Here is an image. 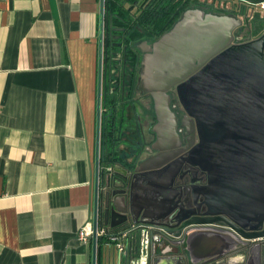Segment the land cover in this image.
<instances>
[{
  "label": "crops",
  "instance_id": "0c3cea01",
  "mask_svg": "<svg viewBox=\"0 0 264 264\" xmlns=\"http://www.w3.org/2000/svg\"><path fill=\"white\" fill-rule=\"evenodd\" d=\"M100 7L0 0V264L124 257L104 238L94 249L76 235L95 210Z\"/></svg>",
  "mask_w": 264,
  "mask_h": 264
},
{
  "label": "water",
  "instance_id": "95a60500",
  "mask_svg": "<svg viewBox=\"0 0 264 264\" xmlns=\"http://www.w3.org/2000/svg\"><path fill=\"white\" fill-rule=\"evenodd\" d=\"M258 15L264 17V12ZM240 23L226 15L189 9L157 40L138 46L142 57L137 88L153 103L152 151L157 155L141 162L133 174L120 167L105 168L94 187L100 200V224L108 229L132 228L133 254L118 259L119 264H218L224 260L234 264L229 255L235 243L226 238L218 242L224 252L193 258L190 243L206 248L194 232L228 226L249 241L264 237V41L232 45V33ZM171 89L199 136L188 162L202 169L210 167L216 184L227 189L211 196L221 203L218 209L177 228L176 222L179 225L189 216L176 218L172 191L176 169L173 157L163 159L182 142L170 108L167 92ZM122 141L131 148L128 135ZM257 216L261 232L244 234L247 223ZM222 218L223 225L219 223ZM161 222L175 224L164 229L175 227V237L182 235L188 252L182 261L164 249L182 251V244L166 240L151 227Z\"/></svg>",
  "mask_w": 264,
  "mask_h": 264
},
{
  "label": "flooded vegetation",
  "instance_id": "af4514ba",
  "mask_svg": "<svg viewBox=\"0 0 264 264\" xmlns=\"http://www.w3.org/2000/svg\"><path fill=\"white\" fill-rule=\"evenodd\" d=\"M236 1V5L235 2ZM249 1V2H247ZM254 0H230L225 1V3L220 2L218 7L224 11V15L239 19L240 26L235 28L232 36V45H245V44H258L264 41V17H260L258 13L255 12L251 3ZM253 8V11H252ZM111 25L107 27V31L105 32L104 39V48L106 50L107 40L113 35L111 32ZM123 28H118V35H115V41L117 49L122 51V55L120 52L117 53L115 59H117L118 63H123L121 67H117L114 72V86H116L119 90L118 96L123 101L121 104L119 114L115 111H112L107 117L104 115L106 113V109L102 108L103 104V96L101 94V116H100V139L99 140V152L102 158V150L104 149L105 144H113V145H124L122 139L126 138L128 135L129 140H133L131 146V154L130 157L123 164L113 165V167H120L124 170L129 171L133 174L140 165L141 162L149 159L152 156L157 155L156 151H152V145L155 142V134L153 133V127L156 122H153L152 125H148L145 122H142V118L136 114L135 108L138 103L139 98H150L148 95L143 94L137 88L138 78H139V70H140V61L142 57V52L138 48L140 45H136L133 47L132 44H128V46L124 45V41L121 39L123 32ZM129 50L132 58H134V67L130 71L126 70V60L123 59L126 52ZM118 57V58H117ZM121 65V64H119ZM120 69V72H118ZM106 68L104 69L105 73ZM127 71V72H126ZM104 82V81H102ZM103 85V84H102ZM102 89V88H101ZM168 97H170V108L171 111L176 116L177 120V133L181 139V145L179 148H176L175 153H169L163 156V159L168 157H173V168L176 169V177L173 182V190L176 193V218L182 219L184 217H188L181 224L178 225L176 222V228L181 226L183 223L189 221V219L194 217H207L205 216L207 212L218 209L220 207V202H214V199L211 197L214 195L213 193L217 191V193L225 192L227 189L225 186H220V184H216L214 181V173L213 170L209 167V169H202L200 166L191 165L188 161H192L190 152L194 148V146L199 142V136L197 131L193 129V125L189 122L185 113L180 106L175 90L171 89L167 92ZM138 95V98H135V95ZM144 99V100H145ZM151 99V98H150ZM152 101V100H151ZM139 105V104H138ZM137 105V106H138ZM153 106V103H152ZM104 107V106H103ZM141 110L144 108L142 106ZM128 109V110H126ZM147 113V111L145 110ZM133 114V126H127L126 119ZM128 115V116H127ZM150 115V114H149ZM154 116V117H153ZM119 117V120L116 119ZM152 120H155V115L153 111V115H151ZM112 120L114 125H112V130L109 133L113 134L112 140H105V127H107V122ZM117 121L118 124L115 122ZM108 128V127H107ZM132 128V129H131ZM130 129V130H129ZM156 162H152L151 164H155ZM101 172L105 170V166L102 162H100ZM109 168V167H108ZM100 172V173H101ZM100 176V175H99ZM264 214V213H263ZM222 215H219V217ZM258 217L254 221L248 222V227L244 230V234H257L261 232V224L258 222ZM264 218V217H263ZM219 223L222 225L225 224V221L222 219L219 220ZM175 224H169L167 222H161L158 226H151L153 229L158 230L161 235L166 239L170 240L173 243L182 244V251L178 249H171L169 246H164L166 248V252L170 256H176V261H182L188 255L186 252V245L182 242V235L175 237L176 228L165 230V227H173ZM106 230V237H103L108 241V236H120V233L127 232L126 234V253L125 256H129L133 252V248L130 241V236L132 232V228L121 229L119 232L113 233L108 229L101 225ZM150 227V226H149ZM127 230V231H126ZM193 234V233H192ZM198 237H211L213 242L215 243L212 247L205 246L206 248H195V244L190 243L191 254L193 258L196 259L197 256H202L205 254H219L224 252L223 248H219V241L226 239L233 240L234 250L230 252V262L232 261L234 264H264V237L263 238H254V240H246L243 235L235 233L233 230L229 229L228 226H212L208 228L199 229L195 231L193 236ZM102 238V239H103ZM200 239V238H199ZM202 241V240H201ZM253 243V245H249V243ZM109 243V242H108ZM110 244V243H109ZM112 245V244H111ZM249 246L252 249L251 256L248 254ZM218 264H227L226 260L221 261Z\"/></svg>",
  "mask_w": 264,
  "mask_h": 264
},
{
  "label": "trees",
  "instance_id": "16d2710c",
  "mask_svg": "<svg viewBox=\"0 0 264 264\" xmlns=\"http://www.w3.org/2000/svg\"><path fill=\"white\" fill-rule=\"evenodd\" d=\"M105 6L110 19L112 36L107 40L105 68L108 72L106 81L102 82L105 86L103 96V106L109 105L108 112L113 111V106L118 98V88L112 86L111 82L114 79L111 71L117 69L118 61L117 53L122 51L117 49L118 42L115 41V35H118V28H123L121 39L124 45L132 44L133 47L139 45L143 41H155L161 35L169 31L173 25L180 19L182 14L189 9H199L204 13H211L216 15H224L218 5L207 0H105ZM126 60V70L133 69L134 58H132L129 50L126 54L123 52ZM123 65L121 61V66ZM126 71V72H127ZM110 86L108 88V85ZM109 89V93H107ZM103 92V89H101ZM114 101V103H112ZM107 112V110H106ZM104 115H107L104 113ZM105 127V140H112L113 134L109 133L112 130L114 123L109 119ZM118 146L113 144H105L102 150L101 162L103 165L113 167V165L123 164L128 157H120L114 153V148ZM133 254V253H132Z\"/></svg>",
  "mask_w": 264,
  "mask_h": 264
},
{
  "label": "built area",
  "instance_id": "2783aa9c",
  "mask_svg": "<svg viewBox=\"0 0 264 264\" xmlns=\"http://www.w3.org/2000/svg\"><path fill=\"white\" fill-rule=\"evenodd\" d=\"M101 1V7H100V20H99V77H101L102 72L105 69V48H104V39H105V32L107 31V27L110 26V17L107 13L106 6H105V0H100ZM252 7L254 8L255 12H264V0H254L253 3H251ZM252 8V11H253ZM102 78V77H101ZM99 79V88L101 92V87H102V79ZM102 108H101V100L99 101V106H98V139H100V116H101ZM98 146H99V140H98ZM101 162V156L100 152L98 149L97 153V174L95 178V183H98L99 175L101 172L100 166ZM97 180V182H96ZM94 217L91 220H88L87 223H85L77 232V239L82 242V243H92L94 246V249H97L101 239L103 237L107 236L106 230L101 226L100 224V219H99V210H100V200L98 196V192H95L94 190ZM108 242L112 244L118 254L123 255L126 253V234H121L119 237L110 235L108 236Z\"/></svg>",
  "mask_w": 264,
  "mask_h": 264
},
{
  "label": "rangeland",
  "instance_id": "374dc122",
  "mask_svg": "<svg viewBox=\"0 0 264 264\" xmlns=\"http://www.w3.org/2000/svg\"><path fill=\"white\" fill-rule=\"evenodd\" d=\"M225 1H227V0H207V2H213V3H215V5H218L220 2H223V3H225ZM228 1H230V0H228ZM235 2V4H236V1H234ZM236 5H238V4H236ZM143 42H146V43H152V41H143ZM141 44V43H140ZM118 58V57H117ZM119 64H121V63H118L117 64V67L119 68V67H121V65H119ZM107 70V69H106ZM106 70H105V73H103L102 72V75H101V77H99V79L101 78L103 81L105 80L106 81V79H107V75H108V72H106ZM131 69L129 68L128 69V71H130ZM118 72H120V69H118ZM111 75L112 76H114V72H113V70L111 71ZM102 82V81H101ZM111 84H112V86L114 85V79L112 80V82H111ZM107 85H108V83H107ZM110 86L108 85V88H109ZM102 89H103V92H102V90H101V94H104V92H105V86H103L102 85V87H101ZM107 93H109V89H108V91H107ZM118 93H119V91H118ZM138 95L139 94H137V95H135V98L137 97L138 98ZM145 98H139L138 99V103L136 104V108H135V112H136V114L137 115H139L141 118H142V122H145L146 121V123L148 124V125H152V123L153 122H155V120H152V118H151V115H153V106H152V101H151V99L150 98H148V99H145ZM112 103H114V101L112 102ZM121 104H123V101L121 102V99H120V97L118 96V98L116 99V101H115V104H114V106H113V111H115L116 113H118L119 114V110H120V108H121ZM139 104V105H138ZM138 105V106H137ZM140 106H142V107H144L142 110H141V107ZM103 108H105L106 110H107V112H106V114L108 115H106L107 117H109L110 115V112H108V110H109V105H107L106 107H103ZM126 110H128V109H126ZM145 110L147 111V113L145 112ZM150 114V115H149ZM128 116V115H127ZM154 117V116H153ZM117 121L119 120V117L116 119ZM133 120H134V117H133V114H131V117L129 116L127 119H126V124H127V126L129 127V126H133ZM117 121L115 122L116 124H118L117 123ZM132 129V128H131ZM130 130V129H129ZM130 142H131V146H132V142H133V140H129ZM114 153H116L118 156H120V157H125V156H127L128 158L130 157V155L129 154H131V152H132V150H131V148H128L127 146L125 147V145H120V146H116L114 149Z\"/></svg>",
  "mask_w": 264,
  "mask_h": 264
}]
</instances>
